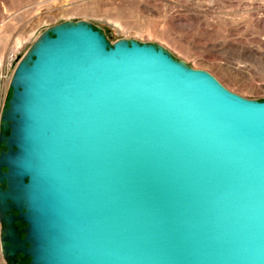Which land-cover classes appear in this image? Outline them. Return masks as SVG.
<instances>
[{
	"label": "water",
	"instance_id": "1",
	"mask_svg": "<svg viewBox=\"0 0 264 264\" xmlns=\"http://www.w3.org/2000/svg\"><path fill=\"white\" fill-rule=\"evenodd\" d=\"M8 87L6 264H264V100L84 21L45 30Z\"/></svg>",
	"mask_w": 264,
	"mask_h": 264
},
{
	"label": "rangeland",
	"instance_id": "2",
	"mask_svg": "<svg viewBox=\"0 0 264 264\" xmlns=\"http://www.w3.org/2000/svg\"><path fill=\"white\" fill-rule=\"evenodd\" d=\"M78 21L110 44L158 45L230 92L264 100V0H0V115L10 95L9 56L17 64L45 30Z\"/></svg>",
	"mask_w": 264,
	"mask_h": 264
},
{
	"label": "built area",
	"instance_id": "3",
	"mask_svg": "<svg viewBox=\"0 0 264 264\" xmlns=\"http://www.w3.org/2000/svg\"><path fill=\"white\" fill-rule=\"evenodd\" d=\"M16 59H17V57L15 54H11V56H9V59H8L9 64L8 65H9L10 69L13 68V70H14V68L16 66V62H17Z\"/></svg>",
	"mask_w": 264,
	"mask_h": 264
},
{
	"label": "flooded vegetation",
	"instance_id": "4",
	"mask_svg": "<svg viewBox=\"0 0 264 264\" xmlns=\"http://www.w3.org/2000/svg\"><path fill=\"white\" fill-rule=\"evenodd\" d=\"M18 260L20 264H23L22 258L20 256H18Z\"/></svg>",
	"mask_w": 264,
	"mask_h": 264
},
{
	"label": "trees",
	"instance_id": "5",
	"mask_svg": "<svg viewBox=\"0 0 264 264\" xmlns=\"http://www.w3.org/2000/svg\"><path fill=\"white\" fill-rule=\"evenodd\" d=\"M21 227L23 226V225H20ZM23 261V264H27V261L26 260H22Z\"/></svg>",
	"mask_w": 264,
	"mask_h": 264
}]
</instances>
